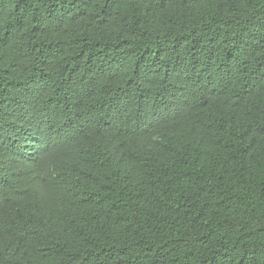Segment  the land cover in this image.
<instances>
[{
  "label": "trees",
  "instance_id": "obj_1",
  "mask_svg": "<svg viewBox=\"0 0 264 264\" xmlns=\"http://www.w3.org/2000/svg\"><path fill=\"white\" fill-rule=\"evenodd\" d=\"M0 264H264V0H0Z\"/></svg>",
  "mask_w": 264,
  "mask_h": 264
}]
</instances>
